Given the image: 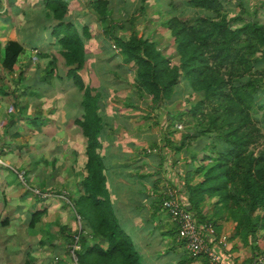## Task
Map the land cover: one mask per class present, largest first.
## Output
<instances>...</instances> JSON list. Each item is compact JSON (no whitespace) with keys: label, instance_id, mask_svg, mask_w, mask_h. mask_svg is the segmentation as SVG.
Here are the masks:
<instances>
[{"label":"crops","instance_id":"obj_1","mask_svg":"<svg viewBox=\"0 0 264 264\" xmlns=\"http://www.w3.org/2000/svg\"><path fill=\"white\" fill-rule=\"evenodd\" d=\"M67 1L69 12L65 21L75 23L80 32L87 25L92 33L90 38L83 37L88 59L80 74L86 84L99 90L102 95L99 101L103 126L100 153L105 164L106 185L120 225L131 237L144 264H207L205 256L194 259L188 255L185 243L177 236L176 225L162 207L163 199L171 191L178 193L187 208L191 207L188 204L189 191L184 183L187 172L193 170L200 160L189 148L191 139L179 151L166 145L167 139L173 141L174 145L181 140L184 132H176L178 121L175 119L184 109L178 111L177 107L174 108L173 97L157 105L151 97L140 96L135 86V69L132 64L123 65V57L113 41L105 36L103 23L92 11L90 1ZM109 1L113 18L125 25L124 34H129L128 31L134 27L129 19L134 15L139 16L140 7L152 9L156 6V0ZM42 2L0 0V157L6 163L4 166L0 164V220L3 223L8 219L10 224H16L24 217V226L27 227L32 212L47 210L40 223L50 212V200L43 204V199L39 197L34 207H29L31 209L26 210L24 206L13 209V222L8 216V206L12 207V201H17L15 197L19 190L8 165L15 163V154L24 148L20 140H24V146L29 144L30 152L35 153L37 148L44 150L45 162L28 168L29 179L46 190H61L57 192L58 195H52L56 198L51 200H59L60 194H65L67 201H61L75 213L77 219L71 224L56 221L40 232L39 223L35 234H31L28 228H21L23 234L20 236L29 235L32 242L27 239H24L26 243H21L20 239L16 243L2 241L0 264H80L79 256L76 254L75 260L72 252L75 241L78 245L75 253L83 249L81 233L88 237L90 244L95 242L92 228L77 211L81 195L78 183L87 175V139L76 123V119L84 113L83 92L68 76L69 66L61 54V45L52 34V26L57 21L47 17ZM154 16L146 12L145 16H139L137 23L139 30L153 37L155 33L148 32V23ZM156 22L157 27L162 28L161 17ZM7 46L20 49L11 72L4 67ZM52 61H55L56 69L49 75ZM39 77L43 84L34 85L33 81ZM181 86L184 88L182 97L187 94L189 98L192 89L187 81L183 80L175 91L180 90ZM34 118H38V122ZM29 133L39 135L29 138ZM66 187L72 189L75 199L66 194L63 190ZM23 190L31 194V191ZM18 197L23 205L30 199L25 195ZM216 200L215 197H207L202 203L203 221L194 214L199 223H214L217 231L215 236H210V243L218 250L222 264H255L261 255L264 257L263 244L255 242L260 244V252L263 253L251 247L245 250L249 247H243L242 243L235 244L237 223L220 210ZM3 232L5 230L1 231V236ZM221 234L229 236L225 249L218 244ZM70 235L75 240L68 245ZM37 236L39 241L34 240ZM99 243L104 248L108 247L105 240H99Z\"/></svg>","mask_w":264,"mask_h":264},{"label":"trees","instance_id":"obj_2","mask_svg":"<svg viewBox=\"0 0 264 264\" xmlns=\"http://www.w3.org/2000/svg\"><path fill=\"white\" fill-rule=\"evenodd\" d=\"M89 1L92 11L103 23L105 36L123 57V65L132 64L135 69V86L140 96H152L154 103L162 105L183 80L192 94L197 92L202 96L176 116L181 120L185 114H192L197 120L198 133L183 134L179 146L170 139L166 143L179 151L190 139L214 134L210 151L204 152L199 165L187 172L184 185L189 191V210L203 221L202 203L207 197H215L220 210L237 223L236 235L246 242L255 238L264 231V147L255 151L256 147L251 145H258L264 126L259 115H264V24L246 16L252 13L243 2L239 3L241 12L229 17L224 0L185 1L186 6L204 13L189 23L176 16V5L167 0L171 9L166 13L170 17L160 24L173 35L178 57L173 61L163 52L160 41L137 28L138 15L129 19L134 27L129 34H124L125 25L113 18L109 0ZM42 5L47 17L57 21L52 26V34L61 45V54L69 66L68 76L83 92L84 113L76 123L87 139V175L80 182L77 211L92 228L95 242L90 244L88 237L81 233L83 249L76 253L79 262L144 264L131 237L119 223L106 185L105 164L100 153L101 92L86 84L80 74L88 59L83 37L92 36L90 27L84 25L80 32L75 23L65 21L69 12L67 0H43ZM139 13L145 16L146 7H140ZM19 52L20 49L7 46L4 58L7 71L14 70ZM54 69L55 61H52L49 75ZM186 101L190 102V97ZM216 139L221 142L217 143ZM198 176L202 180L193 182ZM46 212V209L36 210L29 215L27 228L31 234H35ZM9 224L8 219L3 221L4 226ZM68 238L74 239L71 235ZM99 240H105L108 247L104 248Z\"/></svg>","mask_w":264,"mask_h":264},{"label":"rangeland","instance_id":"obj_3","mask_svg":"<svg viewBox=\"0 0 264 264\" xmlns=\"http://www.w3.org/2000/svg\"><path fill=\"white\" fill-rule=\"evenodd\" d=\"M185 1H187V0H172V3L176 5V9H175L176 16L180 17L181 19H183L189 23H192L197 16L204 15V13L199 12L198 8L186 6ZM240 2H243L244 6L248 9V11L252 13V14L246 15V16L254 17V18L258 19V21H260L261 23L264 24V0H224V3L226 5V10H227L229 17H234L241 12L242 6H239ZM146 9H147L146 10L147 13L150 12L152 16L155 15L154 17L151 18V20L148 23L149 28H150L148 30V32L149 33L154 32L155 33L154 38L157 41H160V45L163 48V52L168 56L170 55L172 57L173 61H177L178 57L175 56L176 55V53H175L176 48H175V44L173 43L174 38H173V35L171 34V31L169 29L163 27L162 25H161L162 28L157 27V22H156V19H158L159 17H161V21L170 17V14L166 13V11L168 9H171L169 1H162V2L160 1V3H159V0H156V6H153L152 9L151 8L150 9L146 8ZM153 10L157 11L158 13L152 14L154 12ZM140 15H142V14H139V16ZM239 24H241V23H238V25ZM141 29H143V28H141ZM55 65H56V63H55ZM33 84L41 86L43 84L42 78L39 77V79L33 81ZM182 88L183 87L181 86V89L176 90L172 95L173 101L175 102L174 108L177 107L178 111H180L182 109L187 110L191 105H193L199 99L202 98V96L199 93L194 92L190 96V102H187L185 99L188 98V95L186 94V96L182 97L184 95V93L182 92V91H184V88L183 89ZM147 97H149L148 99H150V97L152 98V96H147ZM141 99H143V98H141ZM166 101H170V100L165 99L164 102H166ZM22 113L24 114V109L22 110ZM259 115H260V117H262L261 118L262 122H264V115L262 113H260ZM37 119H35L34 121L38 122ZM175 120L178 121L175 125V130L177 133L184 132V134H185L189 131H193L195 133H198L199 128L196 127V121L197 120L192 116V114L187 113L181 118V120L178 119V117H176ZM38 135H39V133L38 134L29 133V136H30L29 138H32V137L38 136ZM213 136H214V134L210 133V134H206V135H201L195 139H191L189 148L192 149L191 152H193V154L197 155L198 160L201 159V157L204 155V152L210 151L211 145L213 142ZM183 138H184V136L181 135V140ZM181 140L177 142L178 146L180 145L179 143L181 142ZM216 141H217V143L221 142V140H219V139H216ZM258 141H259V143L257 146L255 145V143L251 144L253 147H256L255 151L262 149L264 147V126L262 127V131H261V134H260ZM20 144L24 148L22 150L19 149L17 151V153L15 154V163H13L12 165H8V167H10V169H12L13 174H14L12 176L14 177V179L17 183V186L19 187V190H17V193H16L17 197H15V198H17V201L13 200L11 203L12 207L8 206V209L10 211L8 213V216L11 219H13L12 222L15 220L14 218H12V215L14 213L13 209H16L20 206H24L25 208L27 207L26 210L31 209L29 207L30 206L34 207V205L37 203L36 199L40 197L43 199V202H42L43 204H45L44 201L50 200L48 202L49 203L48 204V210L50 212H49V214L46 215L44 220L40 223L39 232L43 231L45 229V227H47V226L50 228L52 225H54L56 223V221H58V222L60 221L61 223H64V224L73 223L74 220L77 219L75 217V213L72 212V210H70L67 206H64V204L61 201V199H65L64 200L65 202L67 201L66 200L67 197L65 194H60L61 196H60L59 200H51L52 198H56V197L48 196V197L44 198L41 195L34 194L33 191L29 192L31 194H27V192H25V190H23V188L24 189H26V188H25L24 182L19 177V172H22V171L24 172L25 178L29 182V184L31 186L38 187V189H40L42 192H46L47 194H52V195H58L57 192H61V190H59V189H54L53 192L49 189L46 190V189L42 188V186H39V185L33 183L29 179L28 173L30 171L28 168L31 169L36 164L40 165L41 163L45 162L44 161L45 156L43 155L44 150H42L41 148H37L35 153H34V152L28 151L30 148L29 144H27V145L25 144L26 146H24V140H22V141L20 140ZM17 147H21V146H17ZM198 148H202V149L198 150ZM24 151H26V154H24ZM61 157L63 158V156H61ZM2 158H3V156H2ZM47 158H48V156H47ZM51 158L52 157H50V159ZM199 163H198V165H199ZM1 165L4 166V165H6V163L4 162ZM200 180H202V178H201V176H198L196 178V181L198 182ZM80 182L78 183L79 188H80ZM26 190H29V189H26ZM63 190L66 192L67 195L69 194V196H71L73 199H75L74 198V192L72 191V189L66 187ZM35 193H37V192H35ZM19 195L30 196V197H28L30 199H28V201L25 202V205H23L21 203V199H19V197H18ZM225 213L228 214L227 212H225ZM216 216H217V214H216ZM229 218H231V217L229 216ZM25 222H26V219L24 217H22V220H18V222H16V224L15 223L10 224L6 229H4L5 226L3 225L2 219H1L0 220V244L2 241L4 242V240L5 241H11V243H16L17 239H20L21 243L24 242V239H27L28 241L32 242L31 237L29 235H26L23 238H22V236H20L23 234V230L21 228L27 229V227L24 226ZM17 223H18V225H17ZM2 230H5V232H3V236H1ZM234 238H236V240H234L236 242L235 244L242 243L243 247H249V249H245V250H250L251 248L257 247V252L259 253L261 251V247H260V244L255 243L256 241H260V243L263 244V247H264V231H260V233H258V235L255 238H249L247 242L245 240L243 241V238L240 235H236V237H234ZM39 239L40 238H38V236H37L36 239H34V240L39 241ZM74 240L75 239L70 241V243L68 242V245L73 244ZM254 240H256V241H254ZM91 242H93V241H91ZM244 242H246V243H244ZM24 243H26V242H24ZM6 244H8V242ZM258 247H259V249H258ZM43 248L46 249L45 246ZM76 253H77V251H76ZM260 253H263V252H260Z\"/></svg>","mask_w":264,"mask_h":264},{"label":"built area","instance_id":"obj_4","mask_svg":"<svg viewBox=\"0 0 264 264\" xmlns=\"http://www.w3.org/2000/svg\"><path fill=\"white\" fill-rule=\"evenodd\" d=\"M0 163H4L1 157ZM19 177L24 182L26 189L34 193L37 192L35 194L41 195L44 198L52 196V194L42 192L38 187L31 186L26 180L23 171L19 172ZM162 207L176 225L177 236L185 243L187 252L190 256L195 258L205 256L208 260V264H222L218 250L210 243V236H215L217 231L213 222L205 221L204 223H199L194 212L184 205L176 191H171L168 196L163 199ZM228 243L229 236L227 234H221L218 238L220 247L225 249L228 247ZM77 246L76 240L72 246L74 257H76L75 250ZM255 264H264V257H259Z\"/></svg>","mask_w":264,"mask_h":264},{"label":"water","instance_id":"obj_5","mask_svg":"<svg viewBox=\"0 0 264 264\" xmlns=\"http://www.w3.org/2000/svg\"><path fill=\"white\" fill-rule=\"evenodd\" d=\"M189 209V208H188Z\"/></svg>","mask_w":264,"mask_h":264}]
</instances>
